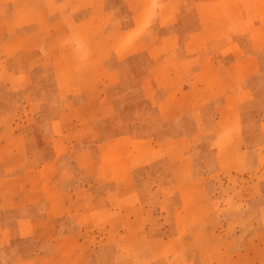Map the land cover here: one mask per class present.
<instances>
[{"label": "rangeland", "instance_id": "374dc122", "mask_svg": "<svg viewBox=\"0 0 264 264\" xmlns=\"http://www.w3.org/2000/svg\"><path fill=\"white\" fill-rule=\"evenodd\" d=\"M33 1L0 0V139L7 141L0 147L5 152V147L14 145L5 137L8 130H15L40 159L46 156L40 150L50 142L53 129L49 119L59 114L62 100L71 98V93L62 97L57 89V80L62 88L73 83V76L63 73L62 67L77 65L80 56L97 54L99 46L80 40L93 27L75 25L83 12L65 9L69 1L38 0V7L27 5ZM110 2L124 9L122 0ZM40 16L46 18V25H25ZM108 29L98 31L96 39H104L101 36ZM257 53L258 70L246 78L247 95L234 109L233 103L223 106L224 98L218 97L207 109L199 108L200 121L192 113L162 120L157 106L162 91L142 88L150 59L141 54L112 63L120 71L114 83L102 76V89L113 104L112 117L91 123L65 117L58 124L57 129L74 135L89 134L92 124L101 126L103 137L76 140L75 148L94 147L101 138L124 134L147 139L160 151L157 159L137 168L131 186L122 185L117 195L108 199L104 195L101 200L98 196L112 185H94L75 165L70 151L61 155L59 165L73 173L67 186L80 182L88 192L83 203L74 204V214L59 223L57 234L74 231L86 245H95L87 264H264L259 219L264 214V154L257 128L264 118V41ZM92 77L88 74V85ZM95 109L90 107L89 113ZM230 115L240 116V123ZM239 132L241 137H236ZM236 143L243 146L240 155L228 152ZM232 160L242 161L239 169L231 170ZM131 203L141 210L142 223L121 215ZM245 211L249 215L241 219ZM24 239L14 236L2 247L3 261L11 258L9 245H21L23 256H29L33 244Z\"/></svg>", "mask_w": 264, "mask_h": 264}, {"label": "crops", "instance_id": "0c3cea01", "mask_svg": "<svg viewBox=\"0 0 264 264\" xmlns=\"http://www.w3.org/2000/svg\"><path fill=\"white\" fill-rule=\"evenodd\" d=\"M40 1L27 5L38 7ZM67 1L65 9L83 12L75 25L93 27V32H86L80 40L95 46L97 43L99 52L80 56L77 65L62 67L63 73L73 76V83L64 85V90L57 80V89L62 97L71 93V98L62 100L59 114L49 119L53 128L48 136L50 142L42 147L44 151L40 150L45 158L38 159L36 153L29 152L15 130L7 131L9 136L5 138L12 139L14 145L5 147V152L1 145L7 141L0 139V264H87L95 245H86L74 231L57 234L59 223L74 214V204L83 203L88 192L80 182L67 186L73 173L69 167L59 165L62 154L70 151L75 165L94 185H112L111 190L98 196L100 200L104 195L107 199L117 195L122 185L131 186L137 168L159 157L160 151L149 140L124 134L101 138L94 147L72 146L76 140L103 137L98 124L89 126L87 135L57 129L65 117L88 123L112 117V100L102 89L101 80L102 76L109 83L117 80L120 71L113 62L121 63L141 54L149 57L141 84L145 92L149 88L162 91L157 102L162 120L192 113L200 121L199 108L207 109L209 102L218 97L224 98L223 106L233 103L234 109L247 95L246 78L258 70L257 50L264 41V0H122L121 11L109 0H78L75 5ZM33 21L25 25H46L44 16ZM104 26H109L101 36L104 39H96ZM53 59L50 58L52 62ZM52 65L53 75H57V67ZM88 74H93L91 85L87 84ZM93 106L96 109L89 113ZM230 118L240 123V116ZM259 121L264 154V118ZM239 136L241 132L236 135ZM242 148L236 143L228 152L240 155ZM223 150L222 155L226 154ZM232 162L231 170L239 169L242 161ZM218 163L219 169H224L223 162ZM127 197L131 198L130 194ZM130 205L121 215L142 223L141 210ZM247 215L245 211L239 217L245 219ZM259 216L264 231V214ZM14 236L25 238L33 248L29 256H23L21 245H9L11 258L3 261L2 247ZM19 253L22 257L16 256Z\"/></svg>", "mask_w": 264, "mask_h": 264}]
</instances>
